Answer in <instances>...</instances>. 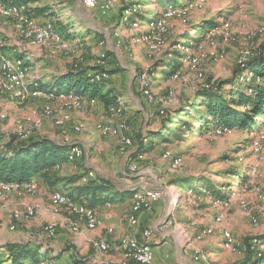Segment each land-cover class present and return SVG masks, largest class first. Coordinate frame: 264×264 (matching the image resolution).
Instances as JSON below:
<instances>
[{
	"label": "rangeland",
	"instance_id": "obj_1",
	"mask_svg": "<svg viewBox=\"0 0 264 264\" xmlns=\"http://www.w3.org/2000/svg\"><path fill=\"white\" fill-rule=\"evenodd\" d=\"M26 1H29V14L34 19L32 8L35 6L50 10L49 15L41 17L51 21L60 33L63 29L64 37L69 38L63 37L64 44L59 43L63 47L56 43L40 46L47 48L44 54L49 63L57 62L58 69L60 64L88 68L91 74L105 70L108 76L93 73L91 79L106 80L101 90L111 95H108L107 103L99 97L90 103V100L74 96L69 103H64L58 98L42 95L28 96L23 101L7 94L0 95V111L4 114V118L0 119V149L5 148L7 140L20 131L23 124L30 129L31 138H44L67 147L74 144L82 149L81 157L73 156L72 161L54 166L56 175L63 178V181L54 184L55 188L36 176L30 178L36 185L33 193L28 192L23 183H14L16 181L0 193V247L9 243L12 234H25L28 229L30 232L24 235L26 239L39 243L42 240L37 235L44 233L47 224H53L56 232L52 237L44 233L49 242L54 241L61 230L68 240L81 235L88 229L84 219L66 207L54 213L50 207V194L59 189L68 195L75 184L82 182L79 179L75 184L68 183L66 179L93 170L94 178L111 185L109 199L117 198L120 203H130L132 199L133 204V188L138 190L143 186L146 191L163 190L161 197L152 199L150 208L142 212H156L153 221H166L174 201L177 212H174L172 223L166 229L175 223L178 226L181 224L183 229L188 230V233H181L185 244L192 239L195 228L210 225L227 229L234 237V250H225L222 244L219 247L220 232L214 231L202 239L193 250H200L206 260H194L189 252L180 247L181 243L175 244L171 240L158 255L155 264H237L244 256L246 243L255 236L264 251V239L261 237L264 235V215L261 212L264 139L260 140L257 151L252 146L259 131L264 130V118L257 125L247 127L225 129L219 124L204 128L200 122L194 124V132L181 133L178 129L181 120L193 122L204 112L202 99L197 94L200 88L215 90L220 81L228 80L230 83L220 85L224 97H227L240 87L238 84L250 86L254 71L242 67V56L247 52L245 57L250 58L264 45V0H113L112 6L104 13L97 7L99 4H88L84 0L83 4L81 0ZM104 1L99 0V3ZM126 8L127 11L124 10ZM152 18L156 19V24H150ZM222 19L229 21L228 29L206 37L207 24L204 23L211 21L213 25H219ZM90 28L96 30V36L82 39ZM152 31L156 36L157 31L166 32L162 39L158 36L162 42L156 49L154 43L146 42ZM72 35L74 42L70 41ZM13 48L20 52V56L24 52L18 43H14ZM192 58L196 61L193 62ZM218 62L219 71L213 70ZM35 66L42 74L41 67L49 65L45 61L43 65L38 63ZM37 75L40 78L37 80L41 81L38 72ZM8 101L12 104L7 105ZM116 101L123 103L122 112H112V103ZM179 107L184 110L179 119L170 126L164 125L165 115L172 114ZM76 125L80 126L78 130L74 128ZM156 132L158 136L154 135ZM123 136L131 140L125 151L120 150ZM176 160H179L177 164ZM130 161H133L131 171L139 173L130 172ZM124 173L131 175L126 178ZM237 185L246 187V192L227 198V186ZM217 197L227 199L216 201ZM105 205L111 207L109 202ZM28 208L32 211L31 215L26 213ZM91 208L100 221L99 229L103 226L102 219ZM248 211L256 216L257 223H252L247 217ZM15 215L30 219L31 227L26 229L24 226L29 222H16L20 217ZM218 215L223 221L214 224ZM102 237L101 233L89 241L88 237H81V244L77 245L80 249L66 255L62 264H77L90 254L94 257L88 242L101 254L108 252H102L94 245L96 241L103 240ZM84 244L88 247L85 248ZM151 247L155 255V247ZM118 258L96 259L94 264H121V255Z\"/></svg>",
	"mask_w": 264,
	"mask_h": 264
},
{
	"label": "trees",
	"instance_id": "obj_2",
	"mask_svg": "<svg viewBox=\"0 0 264 264\" xmlns=\"http://www.w3.org/2000/svg\"><path fill=\"white\" fill-rule=\"evenodd\" d=\"M1 1L9 3L7 0ZM12 1L29 2L26 0ZM32 10L40 12L44 9L38 7L32 8ZM204 24H207V27L213 26L211 21H206ZM246 61H248L247 67L244 66ZM242 67H245L244 69L250 68L254 71V76L249 82L251 83L250 86L238 84L241 88L239 87L236 91L229 93L227 97H224L220 85L230 83L228 80L220 81L219 86H217L218 89L215 90L200 88L197 94L202 99L201 104L204 106V112L193 122L181 120L178 125L181 133H184V131H196L194 124L200 122L204 128L207 125L213 128L219 124L232 128L257 125V122L264 118V45L256 52L254 51L252 56L242 63ZM88 71V68L70 67L66 72L56 77L52 84L44 85L57 91L73 90L86 93L90 97H99L104 103H107L108 95H111V93L101 90V85L106 80H92L91 78L93 73H105L107 76L108 74L105 70L93 72L92 74ZM236 77L237 75L235 74L234 79ZM247 89H251V91L248 92ZM182 111H184L182 107H179L172 114L165 115L163 124L170 126L176 119H179ZM154 135L158 136L159 134L156 132ZM15 137L14 135L10 136L4 145L5 148L0 149V180L23 182L37 176L53 186L57 182L63 181V178L56 175L57 172L54 171V166L66 161V152L69 146L59 145L44 138L34 139L29 136L27 140H17ZM80 177L81 174H77L66 180L68 183H75ZM110 189L111 185L107 181L92 179L84 184H75L67 196L93 207L97 203H102L111 197ZM203 189H208V187H203ZM261 237L264 239V235ZM252 239H254L253 242H251ZM252 239L246 243L244 256L237 264L264 263V251L260 247L261 243L256 236ZM41 247L40 243L31 241L7 243L0 247V250L5 254L1 264H36L39 260L45 258ZM132 263L134 262L129 264Z\"/></svg>",
	"mask_w": 264,
	"mask_h": 264
},
{
	"label": "bare ground",
	"instance_id": "obj_3",
	"mask_svg": "<svg viewBox=\"0 0 264 264\" xmlns=\"http://www.w3.org/2000/svg\"><path fill=\"white\" fill-rule=\"evenodd\" d=\"M88 4H92V0H84ZM113 0H105L103 3H99V6L103 10H107L112 6ZM170 9V8H169ZM174 9V8H173ZM177 9V8H176ZM127 11V9L125 10ZM167 12V9H166ZM0 20H5L11 22L14 30L18 34V37L26 42H29L31 44L37 45V46H44L46 44L50 43H56L58 46H61L59 43H63V35L54 27L51 21L45 22H39L36 19H34L29 14V7L27 3L24 2H14V3H4L0 0ZM151 22L150 24H156V19L152 18L149 20ZM158 25H160V22H157ZM229 27V21L227 19H222L219 25L215 24L213 26L207 27V32H205V36H214L218 31L221 30H227ZM166 32L157 31L158 36L162 39V36ZM156 35H154L153 31L148 35V39L146 42L154 43V49L157 48V46L162 42V40ZM143 40H146V38H142ZM57 40V41H56ZM4 45L5 40L0 35V95L7 94L11 96L12 98L16 100H25L28 96H45L49 98H58L62 100L64 103H69L71 97H83V100H90V103H94V97H90L86 93L76 92L73 90H67V91H57L52 88H44L40 85V79L37 75L36 70H32L30 63L28 62L26 57L24 55L20 56V52L16 48L11 49V52L13 55H8L4 52ZM247 55V52H244L242 59ZM24 58V59H23ZM189 59V57H187ZM248 59V58H247ZM192 61L195 62L196 58H192ZM245 61V59H244ZM243 61V62H244ZM242 62V63H243ZM32 71V72H31ZM31 74H34L32 77ZM100 76H107L105 73H100ZM14 76H16V91L12 90V85L14 81ZM144 76V75H142ZM98 77V76H97ZM99 79V78H98ZM97 79V80H98ZM112 112H122L121 107L123 108L122 102H114ZM4 118V114L0 111V119ZM35 126H37V123H34ZM79 125H76L74 128L75 130L79 129ZM123 126L119 127L122 128ZM220 127V126H217ZM98 128V127H97ZM225 129H229L225 126H223ZM99 129V128H98ZM106 129V128H103ZM115 132V130H113ZM30 129L23 124L22 129L20 131L15 132V136L18 140H25L29 137ZM264 139V130H260L258 137L253 141L252 146L257 151L259 149V142L260 140ZM64 141H67L65 139ZM131 143V140L128 138V136L121 137V151H125V147L128 146ZM65 144V143H64ZM69 148L66 152V161H72L73 156L80 157L82 156V149L74 144H68ZM179 160L175 161V164L178 163ZM57 166V165H56ZM133 170V169H132ZM95 176L93 170L86 171L81 177L80 181L84 184L87 183L89 180L93 179ZM14 181H3L0 180V193L4 192L5 190L9 189L11 187L12 183ZM28 182H32V184H27ZM21 184L23 183L24 187L27 189L28 192L33 193L35 190V183L32 179H28L23 182H14ZM240 191H239V190ZM247 190L248 187H247ZM245 193L246 187H243L242 185H237L235 187L227 186V198L231 195H235L236 193ZM237 194V195H238ZM156 197L152 196L151 191H138L133 194V207L137 211L147 210L151 206V200ZM227 198L217 197L216 201H225ZM243 208H245V204L241 202ZM84 207L86 210H91L89 212H81L77 210L78 207ZM50 207L51 210L54 213H57L60 208L66 207L68 210H70L74 215L77 217L83 218L85 222V226L88 229H95L98 224L99 220L97 219L94 210L86 206L82 203H77L69 198L66 194H64L61 190L55 189L50 194ZM176 211V206L174 204V201L167 213V220L163 221V224L165 225V229L168 227L169 224L172 223V217L174 215V212ZM261 212L264 215V195L261 196ZM27 214L31 215L32 211L28 208L26 211ZM247 217L251 220L252 223H257V218L253 214H251L249 211L247 212ZM169 217H171L169 219ZM124 220L127 224L130 226H137L138 219L137 216H131L126 215L124 217ZM222 217L220 215L216 216L214 218V224L221 223ZM75 225H73L74 227ZM72 227V226H71ZM150 228H146L143 231V237L145 240H139L136 236H129L124 235L121 236L119 239V245L121 248V264H129L130 262H134L135 264H150L152 263L154 257H148L145 254L146 249H151L150 243L147 242L148 237L145 236V233ZM214 225L205 226L201 229H199L195 235L193 236L196 240H202L206 236H209L213 234L214 232ZM109 232L112 231V228L107 229ZM164 229L157 230V235L162 233ZM44 233L47 236L52 237L55 232V226L53 224H47L44 226ZM222 247L225 250H234V237L231 234L230 231L227 229H222ZM94 245L101 250L102 252H106L109 250V244L106 239L103 238V240L96 241ZM193 258L194 260H206L205 254H203L200 250L194 249L193 252ZM36 264H51L46 259L39 260Z\"/></svg>",
	"mask_w": 264,
	"mask_h": 264
},
{
	"label": "crops",
	"instance_id": "obj_4",
	"mask_svg": "<svg viewBox=\"0 0 264 264\" xmlns=\"http://www.w3.org/2000/svg\"><path fill=\"white\" fill-rule=\"evenodd\" d=\"M7 2H14L12 0H7ZM34 2V1H33ZM29 5V2H28ZM68 6V5H67ZM34 7V6H32ZM69 7V6H68ZM30 8V6H29ZM34 8H37V6H35ZM41 8V7H39ZM39 11V10H38ZM50 10L44 9L43 11L37 12L36 10L34 11L35 14V18L37 21L39 22H45V20L47 21V19H43L41 16L43 15H49ZM37 17L42 18L43 20H39ZM57 28V27H56ZM59 31L60 29L57 28ZM90 32L88 33H84V37L82 39H86V37H90L92 35L96 36V33L93 28L89 29ZM61 33H63V37L65 35V32L61 30ZM0 35L4 38L5 40V45H4V52L8 55H13V53L11 52L12 46L14 43H18L19 46L21 47L22 50H24L23 54L28 60V62L31 65V68L33 70V68L39 73V75L42 77V80L40 81V84L42 85V87L47 88L45 84H52L55 80L56 77H58L59 75L63 74L64 72H66L69 68H70V64L68 65V67L63 66L62 64H60V69H58L57 66V62H52L51 64L49 63V60L47 59V55L44 54V49H47L46 47H40V46H32L29 44V42L27 43L26 41L21 40L18 37V34L16 33V31L14 30L11 22L6 21V22H1L0 23ZM98 36V35H97ZM65 38V37H64ZM74 35L71 36L70 41L74 42ZM68 39V38H65ZM90 39V38H87ZM41 48V49H39ZM43 48V49H42ZM43 50V51H42ZM42 51V53H41ZM36 52V53H35ZM36 60V61H34ZM48 63V67H41L43 73L40 74V69L38 70V68L35 65H38V63H40L41 65H43L44 62ZM55 61V59L53 60ZM58 61H62L59 60ZM38 62V63H37ZM61 63V62H60ZM219 65L220 62L216 63V65H214V69L216 71H219ZM32 72V71H31ZM220 72H218L219 75ZM42 81L44 83H42ZM7 98V97H5ZM8 99V98H7ZM144 99V98H142ZM145 100V99H144ZM9 102V101H8ZM146 102V101H145ZM144 102V103H145ZM7 105L12 104L11 102L6 103ZM146 104V103H145ZM141 157V156H138ZM123 158H125V156H123ZM131 174H125L124 176L127 178L128 176H130ZM98 177H95L94 179H97ZM140 178V176H139ZM75 184V183H74ZM56 186H54L53 188H55ZM143 186L141 187V189H136L133 188L132 191L134 192H138V191H142ZM130 201V200H129ZM109 202L111 207L108 208L106 207L105 203ZM127 206V208L125 209V211L123 212V208ZM93 208L95 209V211L97 212V215L102 219V227L101 228H95V229H85L83 231V233L79 236H76L74 238H72L71 240H68L67 236L65 235V232H63V230H61L59 232V234L56 236L54 241H48L47 238L44 236V233H41L42 235H37L40 241L39 243L42 245L41 247V251L44 253V256L46 260L52 261L53 264H62V262L64 261V257H66V255L70 254L72 250L76 251L78 249H80L77 245L81 244V237L85 236L88 237V241L91 238H94L96 236V234L101 233L104 235V239L107 240L108 244H109V250L108 254L103 253L101 254L94 246L90 245V243L88 242L89 247L91 248V250L94 252V257H92V255H86L82 260H80L81 262L77 263V264H94L96 262V259L98 260H103L107 257H112L115 256V260L119 259L118 256L121 255V248L119 245V239L121 236L124 235H129V236H136L139 240H145V238L143 237V231L146 228H151L152 226H154L157 222H159L160 220H155L153 221V216H156V212H142V211H136L133 207L132 204V199L131 202H118V199L116 198V200H111V199H107L105 201H103L102 203H97L96 205L93 206ZM129 211V212H127ZM125 212H127V215H131V216H137L138 219V224L137 226H130L129 224L126 223V221L124 220V217L126 216ZM177 212V210H176ZM175 212V213H176ZM18 215V214H17ZM17 215H15L14 217H17ZM20 217V218H19ZM17 218L19 219H15L16 222L17 221H25V222H29L28 224H25L24 226L26 227H31L30 225V219H25L22 216H19ZM57 218H60L58 216H56ZM41 219H44V217H42ZM100 224V221H99ZM98 224V225H99ZM37 225V224H35ZM205 224H203L204 226ZM202 226V225H201ZM215 226V225H214ZM108 228H112V231L109 232L107 229ZM188 229H190L188 227ZM199 229V227L195 228L193 230V234L192 235V239H190V241H183L182 239V235L181 233H188V230L183 229L182 225L179 224H174V226L169 227L168 229L164 230L162 233L158 234L157 237H154V239L152 238H146L147 242L150 243L151 246H154V259L152 261V264H155V262L158 259V255L161 254L162 250H164L166 248V244H168L169 241H173L175 244L176 242H179L180 247L183 248V250L187 253H190V256H193V247H198L200 244L201 240H196L193 238V236L195 235V233L197 232V230ZM222 229V228H221ZM220 228H216L215 226V230L217 232H222ZM28 232H30V229L26 230L25 234L23 233H14L12 234V236L9 237V239H11L9 241V243H21V242H26L29 241L27 240L24 235H27ZM43 232V231H42ZM222 235V234H221ZM220 235V236H221ZM99 237V236H98ZM196 240V241H195ZM199 241V242H198ZM221 242H222V237H221ZM219 244V247H221V243ZM47 243V244H46ZM5 244V243H3ZM85 248L88 247L87 244H84ZM185 245V247H184ZM68 247V249H66ZM95 249H94V248ZM212 247H215V245H213ZM82 248V247H81ZM152 249V247H151ZM47 250V251H46ZM98 253H96L97 251ZM208 252V251H207ZM213 252L209 253L210 255ZM5 258V254L4 252H2L0 250V264L1 261ZM181 258H184L183 256H181ZM75 262V261H73Z\"/></svg>",
	"mask_w": 264,
	"mask_h": 264
},
{
	"label": "built area",
	"instance_id": "obj_5",
	"mask_svg": "<svg viewBox=\"0 0 264 264\" xmlns=\"http://www.w3.org/2000/svg\"><path fill=\"white\" fill-rule=\"evenodd\" d=\"M81 2L83 4V0H81ZM92 2L96 3L97 5L99 4V0H92ZM97 7L99 8V10L101 9L99 5ZM100 11L102 13L106 12L103 9H101ZM244 59H247V58L244 57ZM11 88H12V90L16 91V76H14V81H13V85ZM76 100H80V102H82L81 99H76ZM90 106H92V105L90 104ZM132 163H133V161H130L128 164V167H129L128 169L130 170V172H138L139 173V171H131V164ZM27 184H32V182H28ZM151 193H152V196L156 197V200H157L159 197H161V195L164 193V191L163 190H157V189H151ZM77 210H79L81 212H89V213L91 211V210H86L81 205H80V207L77 208ZM159 229H165V225L163 224V219H160L159 222H157L154 226H152L150 229H148V231L145 233V236L148 238L154 239V237H157V230H159ZM145 254L148 257H154L152 249H146Z\"/></svg>",
	"mask_w": 264,
	"mask_h": 264
}]
</instances>
